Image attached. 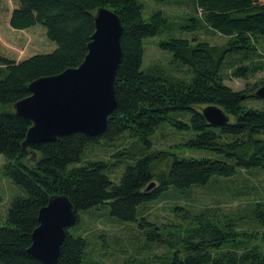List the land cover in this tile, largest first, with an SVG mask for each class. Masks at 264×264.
I'll use <instances>...</instances> for the list:
<instances>
[{
  "label": "trees",
  "instance_id": "obj_1",
  "mask_svg": "<svg viewBox=\"0 0 264 264\" xmlns=\"http://www.w3.org/2000/svg\"><path fill=\"white\" fill-rule=\"evenodd\" d=\"M157 1L185 12L178 20L163 10L144 18L139 0H0V155L5 174L21 191L0 218V264H42L28 248L38 211L54 194L68 196L76 223L79 210L107 205L113 218L152 227L149 241L166 246L154 264H264V198L233 215L217 206L182 215L186 226L176 225V234L169 233L174 239L165 240L159 232L165 227L148 221L141 205L165 192L169 198L168 191L186 194L220 178L232 179L242 170L264 171V107L244 104L258 98V84L241 90L226 84L230 77L246 80L264 71L258 50L264 39V0ZM100 7L116 12L123 24V55L114 81L117 108L104 133L60 135L31 145L32 157L22 147L31 122L18 116L13 104L30 95L35 79L82 63ZM206 29L226 37L225 45L199 38L197 33ZM161 35L158 47L171 54L167 65L155 61L142 68L144 39ZM202 105L220 107L231 120L209 125L197 108ZM164 122L190 130L183 145L203 155L152 149L150 136ZM122 138L130 143L113 152L114 161L82 160L89 146H110ZM122 162L124 171L112 181L109 173ZM246 225L254 228H241ZM65 231L57 264H95L87 239Z\"/></svg>",
  "mask_w": 264,
  "mask_h": 264
},
{
  "label": "rangeland",
  "instance_id": "obj_2",
  "mask_svg": "<svg viewBox=\"0 0 264 264\" xmlns=\"http://www.w3.org/2000/svg\"><path fill=\"white\" fill-rule=\"evenodd\" d=\"M143 6V17L147 18L149 13L154 10H163L169 13L172 18L178 20L183 11L177 10L173 5L158 2L157 0H139ZM199 38L209 44L221 47L224 46L227 38L209 29L197 33ZM161 36L145 38L144 52L142 57V68L150 63L158 61L162 65H167L171 54L168 51L158 47V40ZM259 52L264 57V39L260 40ZM264 71L255 73L250 78L243 80L240 78L230 77L226 84L234 90H241L246 85L258 84L255 91L263 83ZM244 104L251 108L264 107L263 98H248ZM208 105L198 106L202 111ZM224 111V110H223ZM225 112V111H224ZM229 120L231 116L225 112ZM191 136L190 130H177L168 123H161L156 131L150 136L152 149L170 150L181 156H198L203 155L193 150L183 143ZM264 138V134L261 135ZM130 141L122 138L114 145H91L82 157V160L101 158L114 161L111 157L113 152L127 146ZM93 147L90 149V147ZM132 151L134 149H131ZM4 158L0 155V218H4L10 200L16 194H20V189L10 180L4 172ZM125 162L113 166L109 176L112 181H118L120 174L125 169ZM169 198L165 197L166 192L158 200H151L142 203V215L158 227H165L160 232L161 239L170 238L169 233H174L176 225L180 224L184 228L186 222L181 218L182 215L190 216L203 207H218L223 213L233 215L238 212L246 203L253 200L264 198V171L263 170H242L232 179L225 180L220 178L216 182H209L207 186L194 188L186 194H178L168 191ZM174 206H180L174 209ZM141 207V206H140ZM139 207V209H140ZM79 222L68 227V233L74 236H82L88 241V255L90 261L95 264H154L156 255L166 251L165 244L149 241L147 232L152 227L140 228L135 222H123L113 218L109 214L107 205H101L96 208L79 210ZM138 217L140 211L138 210ZM114 220H110V219ZM241 228H254L253 226H242ZM157 232V230H156ZM130 261V262H129Z\"/></svg>",
  "mask_w": 264,
  "mask_h": 264
},
{
  "label": "water",
  "instance_id": "obj_3",
  "mask_svg": "<svg viewBox=\"0 0 264 264\" xmlns=\"http://www.w3.org/2000/svg\"><path fill=\"white\" fill-rule=\"evenodd\" d=\"M94 27L87 54L78 67L35 79L28 86L30 95L13 104L14 112L31 122L22 147L32 157L35 152L29 149L31 145L73 132L97 136L107 127L117 105L114 81L122 54V24L116 12L100 7L94 13ZM255 96L264 99V85ZM200 112L209 125L229 122L216 105ZM76 222V210L68 196L51 195L38 211L39 224L31 233L28 252L42 264H57L65 230Z\"/></svg>",
  "mask_w": 264,
  "mask_h": 264
},
{
  "label": "bare ground",
  "instance_id": "obj_4",
  "mask_svg": "<svg viewBox=\"0 0 264 264\" xmlns=\"http://www.w3.org/2000/svg\"><path fill=\"white\" fill-rule=\"evenodd\" d=\"M123 25V24H122ZM122 55H123V53H122ZM117 94V93H116ZM117 108V107H116ZM109 123V122H108ZM212 126V125H211ZM224 126V125H223ZM76 133V132H75ZM104 133V132H103ZM98 136V135H97ZM153 187V186H152ZM74 206V205H73ZM76 224V223H75ZM67 230V229H66ZM67 234V233H66ZM64 242V241H63Z\"/></svg>",
  "mask_w": 264,
  "mask_h": 264
}]
</instances>
